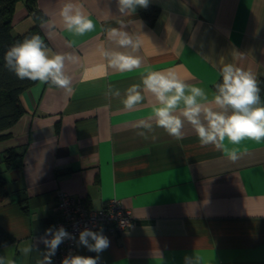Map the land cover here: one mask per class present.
<instances>
[{
    "label": "crops",
    "instance_id": "1",
    "mask_svg": "<svg viewBox=\"0 0 264 264\" xmlns=\"http://www.w3.org/2000/svg\"><path fill=\"white\" fill-rule=\"evenodd\" d=\"M35 2L48 13L44 21L54 24L49 29L40 23L48 47L79 59L66 66L73 92L35 81L20 94L24 112L10 136L0 140L7 189L0 226L13 238L6 244L13 246L17 264H36V248L44 250L38 238L58 218L57 190L93 208L118 198L132 212V227L103 230L110 246L98 264H184L186 255L200 256L199 264H264V140L228 144L239 153L233 162L211 145L201 147L187 123L182 140L162 128L147 139L138 136L134 123L151 113L150 93L132 111L121 103L142 74L169 67L210 96L226 63L264 78V0H150L158 8L152 25L142 18L143 8L120 16L115 0H74L96 24L82 37L64 29L58 12L66 0ZM120 21L142 41L136 54L143 66L132 72L111 69L98 52L102 43L129 51L107 41L104 32ZM33 22L25 0H18L13 32ZM109 85L121 97L107 94ZM11 148L21 155L7 169L4 157ZM29 244L33 251L21 255ZM3 245L0 254L8 251ZM89 253L98 255L77 246L76 255Z\"/></svg>",
    "mask_w": 264,
    "mask_h": 264
},
{
    "label": "clouds",
    "instance_id": "2",
    "mask_svg": "<svg viewBox=\"0 0 264 264\" xmlns=\"http://www.w3.org/2000/svg\"><path fill=\"white\" fill-rule=\"evenodd\" d=\"M120 16H133L138 8L147 9L150 0H115ZM48 13H44L47 16ZM59 17L65 31L82 37L96 30V24L85 14L83 6L74 0H66L59 9ZM48 23L49 29L54 27L44 17H37ZM127 24L119 22L118 27L104 29L107 41L117 48L129 51L110 49L101 44L98 47L100 57L107 66L118 72H132L143 66V59L136 54L142 47L140 36L126 30ZM73 41H69L71 46ZM78 57L72 53L53 52L39 34L25 37L23 41L11 45L4 54V67L13 72L19 80L39 81L73 92L72 78L66 73L67 64H75ZM222 81L214 85V91L186 83L174 68L162 71H147L140 76L139 83L131 84L123 93L121 103L127 111L136 109L145 100V93L154 97L151 113L134 123L137 135L145 139L155 128H162L169 136L182 140L185 136V123L191 126L198 137L201 147L213 146L228 159L235 162L239 159L236 148L228 144L239 145L244 140L257 143L264 140V101L260 93L261 87L257 77L250 70L226 63L219 68ZM107 94L121 97V91L108 86ZM151 121H154L151 123ZM155 138V137H153ZM227 140V144L225 141ZM67 239L76 240L63 226L49 227L38 240L44 250H37L39 258L36 264H53L59 246ZM78 245L98 255L82 256L69 253L61 264H98L99 254L110 246V240L103 234V228L93 231L84 228L79 232ZM8 250L0 254V264H17L13 246L3 245ZM33 251L29 244L21 249V255L27 256ZM200 256L186 255L184 264H199Z\"/></svg>",
    "mask_w": 264,
    "mask_h": 264
},
{
    "label": "trees",
    "instance_id": "3",
    "mask_svg": "<svg viewBox=\"0 0 264 264\" xmlns=\"http://www.w3.org/2000/svg\"><path fill=\"white\" fill-rule=\"evenodd\" d=\"M18 0H0V140L10 136V127L23 114L24 108L20 102V94L28 88L33 81L19 80L15 74L4 67V54L7 49L17 43L23 41L25 37L32 34L41 36L40 23L37 17H44V14L37 8L35 0H25V6L34 17L33 24L26 30L18 33L13 32V15ZM142 18L152 25L158 15V8L149 5L147 9L140 10ZM222 81L220 77L214 84ZM261 87V99L264 101V78H259ZM13 148L7 150L4 157L7 169L14 166L13 161L19 157L21 153L14 152ZM6 179L0 171V202L6 197ZM53 227V225H52ZM13 241V238L0 226V246ZM92 256V253L87 254Z\"/></svg>",
    "mask_w": 264,
    "mask_h": 264
},
{
    "label": "built area",
    "instance_id": "4",
    "mask_svg": "<svg viewBox=\"0 0 264 264\" xmlns=\"http://www.w3.org/2000/svg\"><path fill=\"white\" fill-rule=\"evenodd\" d=\"M53 211L58 214L53 226H63L76 240L67 239L52 257L53 264H61L69 253L76 255L79 232L84 228L93 231L122 232L133 226L132 212L125 208L118 198L109 199L100 208H93L82 197L72 193L57 190Z\"/></svg>",
    "mask_w": 264,
    "mask_h": 264
},
{
    "label": "rangeland",
    "instance_id": "5",
    "mask_svg": "<svg viewBox=\"0 0 264 264\" xmlns=\"http://www.w3.org/2000/svg\"><path fill=\"white\" fill-rule=\"evenodd\" d=\"M0 157H2V155H0ZM0 169L2 170V171H5V170H3L4 169V163H0ZM6 174H7V172H5Z\"/></svg>",
    "mask_w": 264,
    "mask_h": 264
}]
</instances>
